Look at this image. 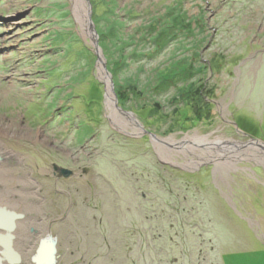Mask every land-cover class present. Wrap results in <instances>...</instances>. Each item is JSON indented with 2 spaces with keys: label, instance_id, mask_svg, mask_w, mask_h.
<instances>
[{
  "label": "rangeland",
  "instance_id": "1",
  "mask_svg": "<svg viewBox=\"0 0 264 264\" xmlns=\"http://www.w3.org/2000/svg\"><path fill=\"white\" fill-rule=\"evenodd\" d=\"M82 2L0 0V162L11 205L25 209L24 173L25 193L43 202L38 179L47 198L36 208L66 220L52 231L75 262L264 264V0ZM201 17L212 94L199 116L191 106L173 114L175 87L196 78L168 66L192 59ZM123 55L132 59L118 77ZM133 84L155 93L123 106L117 86ZM246 167H260L259 183Z\"/></svg>",
  "mask_w": 264,
  "mask_h": 264
},
{
  "label": "flooded vegetation",
  "instance_id": "2",
  "mask_svg": "<svg viewBox=\"0 0 264 264\" xmlns=\"http://www.w3.org/2000/svg\"><path fill=\"white\" fill-rule=\"evenodd\" d=\"M252 157V156H251ZM8 164V163H6ZM4 165V167H8L7 165ZM258 168V167H257ZM256 167L253 168H241V172H247L249 171L251 174L255 175V180L259 183V179L262 178L260 171V167L257 169ZM262 170V169H261ZM264 171V168L263 170ZM25 173L18 177V179L22 180L20 182L18 180V187L17 189L21 190V193L23 195L25 194L26 197L24 199H21L22 196H20V202L21 200L25 203V209L23 208V205L20 207V204L18 205H5L4 209L6 211H12L11 213L13 217H20V220H18L17 224L15 225V222L17 219L13 220V226L16 227V230L13 233L15 238H9L6 234L4 240L6 243V246L3 247V245L0 246V258L2 259L3 264H102L103 261L105 264H114L113 259H102L98 258L97 256H93V259H88L86 257H83V255H78L83 257L84 259H77L78 261H72V257H76L75 253H71L68 255L67 252L61 253V237L59 235L54 236L53 235V223H56V225H62L65 224L61 217L51 220L52 215L47 208H44L45 205L40 206V208H36L35 201L37 202V205L44 204L47 198L46 196H43L38 193L41 189L40 182L38 179L35 178L36 182V190L35 195L39 196V198L42 201H38V198L34 197L32 193L30 195H27L25 193L26 184L23 182L26 179ZM54 177H57V173H53ZM253 175H251L252 177ZM10 183V182H8ZM4 191L6 193V186ZM33 188V186H32ZM11 191V189H9ZM9 196L11 197L12 194L8 195L6 194V200L7 204L9 202ZM15 196H12V198ZM16 200V197L15 199ZM22 203V202H21ZM23 208V209H22ZM58 215H60L62 208H58ZM45 210V211H44ZM52 210V209H51ZM57 214V213H56ZM62 216V215H61ZM65 215H63V218ZM62 223V224H61ZM8 230V228H7ZM60 230V229H59ZM66 230V229H63ZM56 234V233H55ZM58 234V233H57ZM65 239V238H64ZM68 239V238H67ZM9 244V245H8ZM64 247L63 250L66 251L69 249L67 247L68 243L63 242ZM3 251V252H2ZM2 252V253H1ZM106 258V257H105ZM88 260V261H87ZM82 261V262H81ZM84 262V263H83ZM102 262V263H101ZM103 263V264H104Z\"/></svg>",
  "mask_w": 264,
  "mask_h": 264
},
{
  "label": "trees",
  "instance_id": "3",
  "mask_svg": "<svg viewBox=\"0 0 264 264\" xmlns=\"http://www.w3.org/2000/svg\"><path fill=\"white\" fill-rule=\"evenodd\" d=\"M197 22H198L197 23V29H198L197 32H199V34L197 33L198 35L195 36V40H194L193 44L191 45V46L195 45L194 47H196L195 48V54L191 56L192 59L189 62H186V57H187L186 56V57L182 58L181 60H175L176 62L170 63L168 66V71L169 72L172 71V74H171L172 76L174 74L179 76V74H180V77L182 76L181 78H185V76H187V74H191V76L194 79L196 78L195 79L196 81L194 83L184 85V83L181 82V85L183 83L182 86L177 85L175 87L176 90H175L174 96H172V98H169V100H168V104L170 106H173V110L171 111V112H173V114L178 113V109H179L178 107L183 108L186 106H191V108L194 111V114L196 116L197 115L199 116L200 110L202 109L201 107L203 106L204 108H207V106L205 105L206 104L205 100L207 99V96H208L207 94H212V92H211L212 89L211 90L207 89V87H208L207 86V79H208L207 74H209L210 71H212V72L214 71V67H213L214 64L212 61H210L209 64H207V63L203 64L202 58H201V52L203 50V47L209 43L211 36L209 38L207 34L205 35V33H207V31H208V23L205 22L204 18L203 17L199 18ZM100 32H102V31L100 30L99 34H101ZM105 37H106V35L104 36L103 40L105 39ZM107 37L109 38L108 34H107ZM191 38H193V37H191ZM170 42H173V40ZM109 53L111 54V51L106 52V55H109ZM131 57L132 56L128 57L126 55H123L122 59L120 60L122 62L119 61L118 64L114 63L115 65L112 66L114 73H116V75H118V77H121V75L123 74L122 72L126 71L129 68L127 62H129V60L132 59ZM180 63L183 64L182 66H183V69L185 70V72H182L180 70V68H181ZM168 71L159 70V71H155V72L157 73V75L159 77H160V75H162L160 77V79H162L164 74H166V73L169 74ZM173 80L174 79H172V78L168 79V81H170V82H172ZM131 82H132V80H131ZM138 86L139 85H135V84H133L131 86H125V85L124 86H122V85L117 86L118 99L123 106L128 104V102H130L131 103L130 106H132V104H134L137 101L142 100V99H145L147 101V99L150 98L152 93H155L154 92L155 87L152 89L147 88V90L142 88V89H144V91H142L138 88ZM152 106L155 108V110L157 112H164L163 106L161 107V105L159 103L154 102ZM198 108H200V109H198ZM196 109H197V111H195ZM134 110H139V109L137 106H134ZM171 112L169 114L172 115Z\"/></svg>",
  "mask_w": 264,
  "mask_h": 264
},
{
  "label": "bare ground",
  "instance_id": "4",
  "mask_svg": "<svg viewBox=\"0 0 264 264\" xmlns=\"http://www.w3.org/2000/svg\"><path fill=\"white\" fill-rule=\"evenodd\" d=\"M75 2H76V4H79L78 6L79 7H81V8H84V6H83V2H82V0H74ZM78 6H76L77 7V9H78ZM86 10V9H85ZM85 10H84V12H85ZM78 11H79V9H78ZM86 15V14H85ZM86 17V16H85ZM85 19V18H84ZM84 24V23H83ZM86 24V23H85ZM84 26V25H83ZM0 147H1V145H0ZM1 149V148H0ZM8 155V154H7ZM0 156H1V150H0ZM11 156V155H10ZM11 158H13L12 156L10 157V160H12L13 161V159H11ZM4 161V160H3ZM6 175V174H5ZM6 179V178H5ZM10 180H12L11 178H10ZM8 181V180H7ZM3 179H2V173H1V162H0V213H2L1 215H0V221L1 220H3L4 222V224H2V225H0V246L1 245H3V247L4 246H6V243H7V239H6V234L8 235V233L10 234L9 235V238H15L14 237V235H13V233H11V231L12 232H14L15 230H16V227L15 226H13V220L15 219H17V221L15 222V225L17 224V222H18V220H20V217L18 218H16V217H13L12 216V214L13 213H11L12 211H6L5 209H4V204H5V200L7 199L6 198V193H5V191L3 190V187H5L3 184ZM6 185V184H5ZM16 193V192H15ZM13 196V195H12ZM12 196L10 197L9 196V202H8V204H7V202H6V205H11L12 203H15L14 201V199H15V197H13L12 198ZM18 199V198H17ZM17 202V201H16ZM3 226V227H2ZM7 228H8V230H7ZM15 229V230H14ZM7 232V233H6ZM6 233V234H5ZM3 236H5V239H6V243H5V240H4V237ZM9 245V244H8ZM3 252V251H2ZM1 252V253H2ZM0 262L2 263V259L0 258ZM3 264V263H2Z\"/></svg>",
  "mask_w": 264,
  "mask_h": 264
},
{
  "label": "water",
  "instance_id": "5",
  "mask_svg": "<svg viewBox=\"0 0 264 264\" xmlns=\"http://www.w3.org/2000/svg\"><path fill=\"white\" fill-rule=\"evenodd\" d=\"M66 173H62L66 178H68V177H70L71 175H72V173L71 172H69V171H65ZM2 213H0V215H1ZM4 221L3 220H1L0 221V225H2V224H4L3 223ZM3 227V226H2ZM0 264H2L1 262H0Z\"/></svg>",
  "mask_w": 264,
  "mask_h": 264
}]
</instances>
